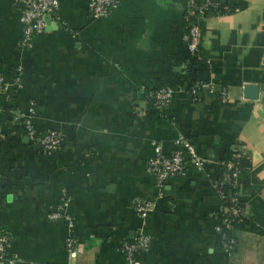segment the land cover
I'll use <instances>...</instances> for the list:
<instances>
[{
	"label": "crops",
	"instance_id": "obj_1",
	"mask_svg": "<svg viewBox=\"0 0 264 264\" xmlns=\"http://www.w3.org/2000/svg\"><path fill=\"white\" fill-rule=\"evenodd\" d=\"M238 1L245 7L198 20L193 61L190 0H124L104 20L89 19L87 0H58V23L24 52L19 10L0 0V227L16 264H127L122 245L141 229L152 243L139 264H264V0ZM197 81L216 92L194 94ZM164 87L174 99L158 109L151 94ZM21 116L39 134H61V147L29 141ZM180 136L206 170L169 179L160 201L148 162L156 145L171 155ZM238 146L244 218L228 256L214 185ZM137 199L157 201L144 222ZM55 211L62 220H50ZM71 235L83 244L76 259Z\"/></svg>",
	"mask_w": 264,
	"mask_h": 264
},
{
	"label": "built area",
	"instance_id": "obj_2",
	"mask_svg": "<svg viewBox=\"0 0 264 264\" xmlns=\"http://www.w3.org/2000/svg\"><path fill=\"white\" fill-rule=\"evenodd\" d=\"M15 6L20 13V21L23 26V37L20 42V51L24 52L31 50L34 46V39L44 35L47 32L46 18L51 17L52 21L57 24V14L59 10L58 0H13ZM88 1V16L90 20H104L110 18L124 0H87ZM194 0H190L187 8L190 15L194 17L189 19L187 16L186 33L184 41L188 51L194 56L198 52L199 45V27L198 20L211 16L221 11H227V7H222V3L218 0H203L199 4H193ZM53 18H56L53 20ZM19 72H23V68L19 67ZM24 73V72H23ZM19 74L18 78H21ZM20 82V79H18ZM2 79H0V85ZM197 89L207 90L210 93H215V89L211 84L203 81L196 82ZM175 90L171 87H164L155 93L151 94V100L158 109L169 107L174 99ZM221 98L226 96L224 91L220 92ZM16 125L22 126L24 135L33 144L39 146L46 152H52L59 149L63 142V137L58 132H50L48 134H39L34 131L33 127L21 117L16 118ZM176 150L171 155H166L160 145H156L155 155L148 162V170L155 175L156 189L158 191V200L163 199L164 188L169 179L173 177L184 176L189 166L203 172L206 170L207 160L201 157L197 151L190 145L185 137L180 136L176 140ZM247 149L245 146H238L233 150V156L230 161L225 163L228 175L215 182L214 188L223 202L217 216V226L215 230L221 233V241L224 251L227 255H232L237 247V238L235 232L237 226L243 221L244 210L240 207V201L234 194H225L222 191L224 185H230L235 189L236 179L241 174L242 163L245 160ZM223 165V162L220 164ZM155 200L145 201L137 199L134 202V213L142 220L146 221L149 215L155 210ZM50 220H62L60 212L55 211L50 214ZM151 237L142 229L130 241L123 243V251L126 255L127 264H139L138 256L146 254L151 248ZM9 238L7 235H0V264H16L17 260L12 258L8 253ZM67 251L71 259H76L82 252L83 244L74 236H69L67 239Z\"/></svg>",
	"mask_w": 264,
	"mask_h": 264
},
{
	"label": "trees",
	"instance_id": "obj_3",
	"mask_svg": "<svg viewBox=\"0 0 264 264\" xmlns=\"http://www.w3.org/2000/svg\"><path fill=\"white\" fill-rule=\"evenodd\" d=\"M201 1H203V0H194L193 1V4L194 3L195 4H199V3H201ZM218 1H220V3H222V5H221L222 7L228 5L229 8H231V10H233V11L234 10L241 9V8L245 7V5H246L244 2H241V1H238V0L237 1H235V0H218ZM187 16H189V19L192 20V18L194 17V14L193 15H190L189 11H187ZM193 61H195V60H193ZM192 65H193V63H192ZM190 70L192 71V73L194 74V76L198 78L199 75L197 74V71L194 69V67H191ZM232 156H233V151H229L223 157V160H222L223 165L220 167L221 174H220L219 179L224 178V176H226V175L229 174L228 171H227V168H226L225 163H227L228 161H230L232 159ZM222 191L225 194H234L235 193V189L231 188L230 185H227V184L222 187ZM240 207H243L241 203H240ZM0 235H6L4 233V231L1 229V227H0Z\"/></svg>",
	"mask_w": 264,
	"mask_h": 264
},
{
	"label": "water",
	"instance_id": "obj_4",
	"mask_svg": "<svg viewBox=\"0 0 264 264\" xmlns=\"http://www.w3.org/2000/svg\"><path fill=\"white\" fill-rule=\"evenodd\" d=\"M46 23H47V26H50L52 24V18L51 17H47L46 18ZM249 91H251V98H255V94H256V89L254 87H250L249 88Z\"/></svg>",
	"mask_w": 264,
	"mask_h": 264
}]
</instances>
